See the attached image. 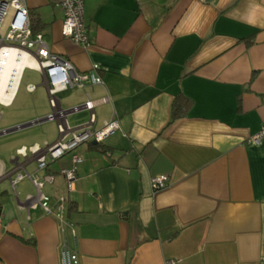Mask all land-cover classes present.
<instances>
[{
    "label": "crops",
    "instance_id": "1",
    "mask_svg": "<svg viewBox=\"0 0 264 264\" xmlns=\"http://www.w3.org/2000/svg\"><path fill=\"white\" fill-rule=\"evenodd\" d=\"M26 5L52 52L102 79L59 92L60 106L88 95L91 129L112 116L119 128L43 169L16 150L55 141L56 123L0 139V264H61L59 223L25 206L36 193L28 178L11 186L17 163L53 177L41 190L52 207L66 199L80 264H264V137L248 142L264 125V0H83L86 45L61 34L52 0ZM180 95L191 104L173 120ZM49 113L42 107L0 130ZM88 117L81 110L67 121ZM61 168L75 170L70 184ZM157 175L167 185L154 191Z\"/></svg>",
    "mask_w": 264,
    "mask_h": 264
},
{
    "label": "built area",
    "instance_id": "2",
    "mask_svg": "<svg viewBox=\"0 0 264 264\" xmlns=\"http://www.w3.org/2000/svg\"><path fill=\"white\" fill-rule=\"evenodd\" d=\"M63 12V22L61 34L68 37L72 42L88 44L89 37L83 18V0H52ZM26 58L29 63L22 65L18 70L10 69L11 61L14 59ZM25 68H30L41 73L47 82L48 105L51 109L46 119L56 123L57 139L51 143H37L31 146H22L16 150L17 154L24 159L33 158L36 161L37 169L46 167L47 160H55L63 154L73 151L84 142H102L106 137L113 134L119 128V122L115 116L103 123L96 130L91 129L95 121L94 101L85 97L84 103L74 106L68 110L60 106L57 94L68 88H82L86 84H101L102 79L94 70L80 72L73 64L61 56L51 51L43 35L34 32L28 14L26 0H0V105L9 106L16 96L22 72ZM12 72L18 73L17 82L12 77ZM28 91L34 90V85L27 86ZM108 100L105 96L102 102ZM87 110L89 117L82 125L70 126L67 121L68 114ZM7 129L0 130L5 133ZM264 137V125L248 142L257 143ZM28 152V153H27ZM74 163H79L81 159L72 155ZM15 175L10 177V183L15 190L16 183L23 178H28L36 189V193L27 194L24 204L27 207L40 206L48 215H52L59 223L63 242L60 248L61 264H80L79 255L76 249L77 228L65 215L66 199L60 197L58 202L52 207L49 204V197L41 188L45 182H52L51 175L39 178L37 175L29 174L17 163ZM60 173L69 182L75 179L74 169H60ZM167 185V176L157 175L151 180V187L154 191L160 190ZM71 240V241H70ZM176 260H167L165 264H175Z\"/></svg>",
    "mask_w": 264,
    "mask_h": 264
},
{
    "label": "rangeland",
    "instance_id": "3",
    "mask_svg": "<svg viewBox=\"0 0 264 264\" xmlns=\"http://www.w3.org/2000/svg\"><path fill=\"white\" fill-rule=\"evenodd\" d=\"M29 83L38 85L34 88L33 91H28L27 86ZM42 107L47 110L50 109L44 86L41 84V77L38 71L26 68L22 72V76L19 82V86L16 92V96L12 103L9 106L0 105V129L1 127H6L7 125L12 124L13 122L19 121L25 116H29V114L33 112H39ZM51 111V109H50ZM72 115H69V120L72 118ZM55 121L47 120L40 122L39 124H34L28 127H25L22 130H27L36 126H52ZM57 129L54 128V138L57 137ZM17 132V131H16ZM13 132L0 135L1 138H6V136L13 135ZM42 143V142H41ZM32 165V164H31Z\"/></svg>",
    "mask_w": 264,
    "mask_h": 264
},
{
    "label": "trees",
    "instance_id": "4",
    "mask_svg": "<svg viewBox=\"0 0 264 264\" xmlns=\"http://www.w3.org/2000/svg\"><path fill=\"white\" fill-rule=\"evenodd\" d=\"M190 104H191V100H189L183 95L178 96V98L175 97L172 103V106H171L172 119L174 120V119L184 116Z\"/></svg>",
    "mask_w": 264,
    "mask_h": 264
},
{
    "label": "bare ground",
    "instance_id": "5",
    "mask_svg": "<svg viewBox=\"0 0 264 264\" xmlns=\"http://www.w3.org/2000/svg\"><path fill=\"white\" fill-rule=\"evenodd\" d=\"M25 63H29L28 60L26 58L23 59H14L11 61V66L10 69L14 70V72L16 70H18V73L22 67L23 64ZM12 72V75L9 76V78L11 79L12 77L14 78V80L17 82V77H18V73H14Z\"/></svg>",
    "mask_w": 264,
    "mask_h": 264
},
{
    "label": "water",
    "instance_id": "6",
    "mask_svg": "<svg viewBox=\"0 0 264 264\" xmlns=\"http://www.w3.org/2000/svg\"><path fill=\"white\" fill-rule=\"evenodd\" d=\"M47 120L48 119H46V117H45V118H42V119H39V120H33V121H30V122H27L25 124H19L17 126H14L12 128L7 129L5 131V133H0V135L7 134L9 132H12V131H15V130H18V129H21V128H24V127H27V126H31V125L37 124V123H39L41 121H47ZM93 143H95V142L93 141Z\"/></svg>",
    "mask_w": 264,
    "mask_h": 264
},
{
    "label": "clouds",
    "instance_id": "7",
    "mask_svg": "<svg viewBox=\"0 0 264 264\" xmlns=\"http://www.w3.org/2000/svg\"><path fill=\"white\" fill-rule=\"evenodd\" d=\"M93 142V141H92ZM97 143V142H96Z\"/></svg>",
    "mask_w": 264,
    "mask_h": 264
}]
</instances>
